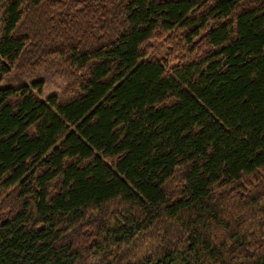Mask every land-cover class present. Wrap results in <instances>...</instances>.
<instances>
[{
  "label": "trees",
  "instance_id": "16d2710c",
  "mask_svg": "<svg viewBox=\"0 0 264 264\" xmlns=\"http://www.w3.org/2000/svg\"><path fill=\"white\" fill-rule=\"evenodd\" d=\"M0 264H264V0H0Z\"/></svg>",
  "mask_w": 264,
  "mask_h": 264
},
{
  "label": "rangeland",
  "instance_id": "374dc122",
  "mask_svg": "<svg viewBox=\"0 0 264 264\" xmlns=\"http://www.w3.org/2000/svg\"><path fill=\"white\" fill-rule=\"evenodd\" d=\"M8 83V82H7ZM7 83H5V85H7ZM56 86V85H55ZM53 87V85L51 86V88Z\"/></svg>",
  "mask_w": 264,
  "mask_h": 264
}]
</instances>
